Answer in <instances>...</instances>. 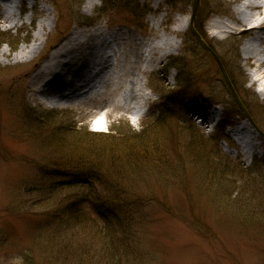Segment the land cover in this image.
<instances>
[{"label":"rangeland","instance_id":"rangeland-1","mask_svg":"<svg viewBox=\"0 0 264 264\" xmlns=\"http://www.w3.org/2000/svg\"><path fill=\"white\" fill-rule=\"evenodd\" d=\"M137 1L148 11L141 29L101 0H23L14 8L18 20L12 25L0 0V33L7 39L0 40V264H264V136L255 128L264 134V65L251 68L243 60L248 35L223 39L211 26L217 18L233 24L228 12L234 2L199 0L198 6L207 19V45L231 89L217 59L192 36L194 0ZM41 19L46 20L40 52L14 61L21 47L30 45ZM97 29L123 31L129 40H120L110 71L119 76V93L134 86L137 94L144 85L150 93L146 105L134 102L148 107L138 122L125 110H110L107 92L96 102L54 108L31 86L32 73L61 40ZM168 30L178 36V47L144 74L132 39L141 44ZM232 90L250 119L238 111ZM182 98L187 103L180 105ZM107 108V119L90 121L95 110ZM205 110L207 115L215 111L220 122L197 118ZM61 114L72 117L80 134L100 128L110 134L122 156L112 164L93 161L91 169L69 157L62 136L45 125ZM240 121L261 143L254 155L243 152L230 134ZM155 125L158 130L151 129ZM189 127L196 130V142ZM129 138L141 146L121 148ZM211 150L230 160L232 173L207 165ZM71 161L81 169L69 176L64 173ZM102 171L112 183L110 192L85 196L69 187L70 179ZM118 195L117 203L103 200ZM108 207L118 210L107 215Z\"/></svg>","mask_w":264,"mask_h":264},{"label":"bare ground","instance_id":"bare-ground-1","mask_svg":"<svg viewBox=\"0 0 264 264\" xmlns=\"http://www.w3.org/2000/svg\"><path fill=\"white\" fill-rule=\"evenodd\" d=\"M20 1L23 0H1L4 13L8 14V18L13 19L12 25L18 20V17L14 18V8ZM229 1L234 2L233 11L228 12L233 24L223 18H217L211 26L223 39L235 33L248 35L242 46L243 60L249 67L258 69L264 65V48H261L264 47V0ZM89 3L92 4L93 0H89ZM45 20H39V30L30 45L22 46L14 56V61L22 58L31 60L40 52L44 43L42 37ZM178 23L183 26L185 20L179 19ZM168 32L171 33L168 30L164 35L145 43L142 41L141 44L138 38L132 39L135 43L131 50L134 51L135 58L144 64L141 68L144 74L148 68L155 66L156 62H161L168 50L178 47V36ZM123 35V31L100 32L99 29L72 32L60 41L32 73L31 86L36 90V95L46 97L47 102L52 106H60L63 100L74 98H83L87 101L91 98L96 102L100 100L99 96L103 98L107 92L109 97L106 106L110 107V110H126L132 107L134 102L137 104L147 102L151 99V95L146 91L145 85L137 94L138 90H135L134 86L119 93L123 88L117 80L119 76L110 71L116 67L115 58L118 55L120 40L123 43L129 41L125 40ZM115 44L118 46L115 47ZM144 44L148 47L146 51H143ZM2 55H6V52L2 51ZM98 89L100 92L97 91ZM214 117H216L215 111L207 118L212 122ZM230 134L242 146L243 152L254 155L261 146L257 135L247 122L240 121L235 129L230 130Z\"/></svg>","mask_w":264,"mask_h":264},{"label":"trees","instance_id":"trees-1","mask_svg":"<svg viewBox=\"0 0 264 264\" xmlns=\"http://www.w3.org/2000/svg\"><path fill=\"white\" fill-rule=\"evenodd\" d=\"M101 1H103L106 4V6H109L112 9H117L118 13L123 14L125 16V18L132 19L134 23L133 22H130V23H132L136 27H138L140 29L143 27V26H141L139 21H140V19L146 18V16L148 15V11L147 12L144 11L142 9L143 7L139 4V2L137 0H101ZM201 4H203V1L201 2ZM203 17L204 16L198 10V12L196 14L195 22H194V27L197 30V32L201 35V37L205 40V42H207V44L209 45L210 41L208 40V36L204 30V28H205L204 25H205V22L207 21V19L204 20ZM192 36L195 37L193 33H192ZM2 39H5L7 41V39L4 38V34L0 33V40H2ZM186 103L187 102H185V99L182 98L180 100V105H183ZM236 105L238 107L237 108L238 111L243 112L237 103H236ZM58 118H60L61 121L56 124V122H54V121ZM53 119H55V120H53ZM51 120H53V121L51 122ZM71 121H72V117H70V116L68 117L65 114H61V116L53 115L50 118V120H46V122H45V125H48L47 128L49 127V129H52V131H54L55 137L57 135L62 136V137H59V140L63 144H67V147H68L67 154L69 155V157L75 158L78 163L81 162L86 166V168L91 169V165L93 164V161L94 162L99 161L100 163H102V160H104L105 163L112 164V163H115L117 161V157H119L120 155L122 156L121 153H118L120 150L119 147H117L116 149H113L115 144L114 143L111 144L112 136L110 134L101 133V132H93V131L91 132V131H87V130L85 131L84 134H80V132L77 131V129H76L77 124L72 123ZM40 124H41V122H40ZM156 126H158V125L153 126V128H151V129L158 130ZM189 129H190L189 132L192 133L191 138L195 141L196 130L192 129V127H189ZM112 131H114V130H112ZM187 131H188V129H187ZM175 134H176V132H174L173 135H175ZM153 135L158 136V133L155 132V133H153ZM65 137H66V141L69 140V142L65 141ZM73 138L75 140H73ZM86 141H91V142H86ZM87 143H89V144H87ZM121 144H122L121 148H131L134 146V144L136 146L140 145L138 143V140L132 139V138H129L128 140L123 141ZM201 144H202V142H201ZM103 146H105V147L109 146V147L107 149H103ZM146 147L151 148V146H146ZM98 148H102L104 153L99 154L102 152V150L99 151V150H97ZM198 148L200 151L204 152L199 146H198ZM96 153H98V154H96ZM205 156L207 158H209V162L207 164L208 166L211 163L213 164V166L211 165V167H215L214 165L218 164V165L224 166L226 168L225 169L226 172L232 173L231 172L232 171V169H231L232 164H230V160L227 157H225L222 153H218V152L216 153V152L211 150V152L206 153ZM103 166H105V165H103ZM66 169H67V173H64V174H68L70 176L73 171H75L77 169H81V165L71 161L69 163V165L66 166ZM91 172H93V171H91ZM108 181H110V179L107 178L105 172L102 171L99 175H95V174L91 175L89 173L87 175V178L82 177V179H80V180H77V179L71 180L70 179L69 180V187H73L74 189H82L83 192L85 193V196L87 194H89V196H90L96 190L101 191V192L112 191L113 189L110 187V185L112 183L110 181V184H109ZM63 185L67 186V183H64ZM53 190H54V192L57 191L56 188ZM77 195L79 196V194H77ZM118 197H119V195L114 196V197H110V198H106L103 200H107L109 202L112 201L114 203H117ZM103 200H100V201L103 203ZM124 203H123V205H124ZM103 206H105V205L103 204ZM117 210L118 209H115V212H114V211H112V208L108 207L105 210V214L108 215L109 211L114 212V214H115Z\"/></svg>","mask_w":264,"mask_h":264},{"label":"water","instance_id":"water-1","mask_svg":"<svg viewBox=\"0 0 264 264\" xmlns=\"http://www.w3.org/2000/svg\"><path fill=\"white\" fill-rule=\"evenodd\" d=\"M198 6H199V0H194L193 2V12H192V17H191V29L193 31V33L195 34V36L198 38V40L201 42L202 46L208 51L210 52L216 59L217 61L219 62L216 54L213 52V50L203 41L201 35L196 31V29L194 28V20H195V17H196V14H197V10H198ZM220 64V62H219ZM220 67H221V70L225 76V78L228 80V77L226 76V72L224 70V68L222 67V65L220 64ZM228 83L229 80H228ZM231 85V84H230ZM234 95H235V98L236 100L238 101V103L240 104V106L243 108V105L238 97V95L234 92Z\"/></svg>","mask_w":264,"mask_h":264}]
</instances>
